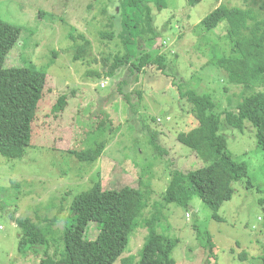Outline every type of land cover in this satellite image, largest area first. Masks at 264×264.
Here are the masks:
<instances>
[{
    "label": "rangeland",
    "instance_id": "374dc122",
    "mask_svg": "<svg viewBox=\"0 0 264 264\" xmlns=\"http://www.w3.org/2000/svg\"><path fill=\"white\" fill-rule=\"evenodd\" d=\"M146 1L150 15L144 14V19L148 22L154 15L151 23L159 37L155 44L137 38L138 54L164 53L171 67L162 73L150 64L136 80L128 65L106 76L120 43L112 34L120 31L118 17L109 15L122 11L118 0H0V19L21 30L5 66L33 65L47 72L24 156L11 159L0 154V264H40L45 248L18 251L20 229L14 219L51 223L53 252L71 200L98 180L109 188L139 187L146 201L114 264L139 263L145 223L152 217L160 233L179 239L171 253L176 264H260L264 220L258 199L264 198V150L249 124L239 129L219 117L228 152L248 169L246 178L232 182V198L218 211L223 221L215 220L198 196L182 205L166 203L164 194L174 171L187 173L206 164L178 140L179 133L198 126L192 105L180 93L192 89L209 94L218 116L229 106L234 109L243 91L211 62L231 53L228 23L222 21L207 32L199 30V23L220 3L259 11L261 0H201L195 5L188 0ZM101 32L112 37L109 43L100 40ZM79 34L92 45L75 59ZM63 93L69 106L59 115L51 108ZM97 142L105 147L94 163L68 153ZM98 232L97 224L90 222L86 237L95 239Z\"/></svg>",
    "mask_w": 264,
    "mask_h": 264
},
{
    "label": "trees",
    "instance_id": "16d2710c",
    "mask_svg": "<svg viewBox=\"0 0 264 264\" xmlns=\"http://www.w3.org/2000/svg\"><path fill=\"white\" fill-rule=\"evenodd\" d=\"M200 1L188 0V3L195 5ZM146 2L118 0L122 11L118 15L114 12L109 14L112 19L118 17L120 21L116 20L120 31H112L113 40L117 34L120 43L114 47L117 53L107 66L106 76L116 74L123 65L129 66L136 80L150 64L156 65L162 73L171 67L164 53L153 57L149 52L138 54L137 38L146 37L149 44H155L159 37L158 30L153 27L154 21L153 25L151 23L154 15L148 22L144 19V14L150 15ZM222 21L228 23L231 53L214 57L211 62L227 73L230 82L243 87L241 99L234 109V106H229L217 116L213 112L216 103L209 94H200L192 89L180 93V97L192 105L191 111L198 126L179 133L178 140L192 148L206 164L187 173L174 171L164 194L166 203L182 205H187L193 196L200 197L217 221H223L218 214L222 204L232 198V182L248 176L246 164L237 162L227 150V140L219 133V117L223 115L227 124L239 129L249 124L255 129L258 145L264 150V90L254 89L264 87V0H261L259 11L220 3L200 21L199 30L210 31ZM107 33H100V40L104 43L112 38ZM20 35L19 27L0 19V154L11 159L23 157L30 145L36 110L47 77L46 69H37L33 65L5 66L6 55ZM78 38L80 43L76 46L75 59L81 58L92 45L84 34H79ZM123 95L128 99L125 93ZM67 102V95L61 94L53 104L52 112H60V115L68 108ZM104 147V142H97L92 148L81 151L68 149V153L90 164L101 156ZM248 185L252 186L250 180ZM258 201L264 220V198ZM145 207L146 201L139 187L109 188L98 180L71 200L66 226L53 252L51 244L56 241L50 242L51 223L41 225L29 217L15 218L14 222L20 229L18 251L25 253L32 247L45 248L40 264H114L122 255L130 231ZM154 219L152 217L145 223L147 234L138 264H176L171 253L179 239L160 233ZM90 222H95L99 230L95 239L86 237ZM207 243L212 250L209 235ZM259 259L260 264H264V251Z\"/></svg>",
    "mask_w": 264,
    "mask_h": 264
},
{
    "label": "built area",
    "instance_id": "2783aa9c",
    "mask_svg": "<svg viewBox=\"0 0 264 264\" xmlns=\"http://www.w3.org/2000/svg\"><path fill=\"white\" fill-rule=\"evenodd\" d=\"M103 85V83H101Z\"/></svg>",
    "mask_w": 264,
    "mask_h": 264
},
{
    "label": "bare ground",
    "instance_id": "6f19581e",
    "mask_svg": "<svg viewBox=\"0 0 264 264\" xmlns=\"http://www.w3.org/2000/svg\"><path fill=\"white\" fill-rule=\"evenodd\" d=\"M100 86V85H99Z\"/></svg>",
    "mask_w": 264,
    "mask_h": 264
}]
</instances>
